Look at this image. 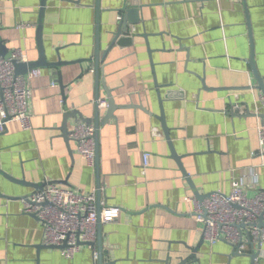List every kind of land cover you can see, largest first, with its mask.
Listing matches in <instances>:
<instances>
[{
    "label": "crops",
    "instance_id": "crops-1",
    "mask_svg": "<svg viewBox=\"0 0 264 264\" xmlns=\"http://www.w3.org/2000/svg\"><path fill=\"white\" fill-rule=\"evenodd\" d=\"M96 1L47 0L48 60L85 61L56 73L38 68L30 80L32 128L14 120L0 130L1 169L27 183L56 182L85 194L97 189L96 167L61 128L73 108L94 117L97 95L108 98L105 83L116 104L127 106L99 128L101 202L122 208L117 221L102 224L103 264H167L169 257L178 264L199 243L188 264H264V244L234 253L224 241H203L204 225L188 200L194 192L162 129L156 86L157 79L172 143L201 193L228 194L235 178L247 196L264 189V158L253 156L259 150L256 109L263 114L264 95L247 87L257 83L252 51L264 75V0H99V11ZM126 4L139 8L135 28L147 35L110 48L109 30ZM40 8L41 0H0V37L28 61L40 54ZM98 45L99 84L90 60ZM107 110H100L102 118ZM78 122L69 117L68 131ZM35 190L0 172V193L15 197L0 196V264H99L96 245H80L73 257L38 248L43 223L24 212L21 198ZM254 249L260 252L255 263Z\"/></svg>",
    "mask_w": 264,
    "mask_h": 264
},
{
    "label": "built area",
    "instance_id": "built-area-1",
    "mask_svg": "<svg viewBox=\"0 0 264 264\" xmlns=\"http://www.w3.org/2000/svg\"><path fill=\"white\" fill-rule=\"evenodd\" d=\"M15 61L28 62L20 48L15 49L9 58L0 54L1 131L14 120H19L24 130L32 128V116L29 113L32 99L30 80L40 74V70L33 69L27 76L16 74ZM98 103L100 108L108 106L105 98H100ZM256 113L259 117L260 109L257 108ZM256 127L259 150L253 152V156L261 155L264 158V116L259 117ZM154 130L155 135L162 134L159 128L155 127ZM69 133L70 139L76 142V148L87 164L95 167L94 125L80 121ZM148 156L149 153L144 154L145 163ZM232 181V189L228 194L214 191L203 200L196 196L188 200L193 203V216L204 225L203 235L206 240L212 244L224 241L233 247L234 251L246 253L249 244L253 246L258 244V248L264 244V226L258 225L260 218H264V189L250 197L246 195L242 181L236 178ZM96 192L97 189H94L85 194L72 187L48 182L43 189H36L22 198L24 212L43 223L45 244L54 246L67 244L60 249L65 256L73 257L80 248V239L85 242L97 241L100 220L102 224L115 222L122 212L119 205L104 203L99 220ZM95 255L98 258L97 252Z\"/></svg>",
    "mask_w": 264,
    "mask_h": 264
},
{
    "label": "water",
    "instance_id": "water-1",
    "mask_svg": "<svg viewBox=\"0 0 264 264\" xmlns=\"http://www.w3.org/2000/svg\"><path fill=\"white\" fill-rule=\"evenodd\" d=\"M46 2L47 0H41V8H40V18H39V22H38V26H37V35H36V40H37V45H39V57L35 60L32 61H28V62H17L15 61V71L16 74H21L24 76H27L29 74V72H31L33 69H37V68H47V69H53V71H55L58 69H61L63 66H68L69 64H73V63H83V61H85V59H78V60H63L61 56H58L57 60H48L47 57V53H46V48L45 45L43 43V32H44V28H43V20H44V15H45V7H46ZM96 8L99 11L101 8L99 7V0L96 1ZM122 14H121V18L119 19L118 23L116 24V26L112 29L109 30V34L112 36L111 39V44H110V48L113 47L114 45L118 44V45H123V46H129L132 45L133 42L135 41V38L141 35H144L146 37L147 34H141L140 32L136 31L135 26H137V23H139L140 18L138 16V11L139 8L138 7H130L129 5H124V7H122ZM251 24V22H249ZM252 39V35L250 37ZM254 42V40L252 39V43ZM100 45L97 46V51L95 53V56L93 57V60L95 61L96 65H95V73H96V78L98 79L99 77V73L101 70L100 64ZM0 54L6 58H9L12 56V51L5 45L4 41L2 40V38L0 37ZM250 62L252 65V69H253V73L255 74V78L257 83L247 86V87H253L254 89L259 90L262 95H264V75L260 74L257 66H256V62H255V57H254V51H252L251 56H250ZM61 76V74H60ZM61 81V85H63V80H61V77L59 79ZM98 84H99V79H98ZM104 86L106 87V91H107V101H108V110L107 113L105 115L104 118L101 117L100 114V110L102 108H100L98 100L100 99V96L97 95V101H96V107L94 110V117L91 116H85L82 112V110L77 109V108H73V110H70L69 112L66 113V119L64 122V126L63 128H61V130L65 133V137H67L70 140V133L67 129V121L69 120V117H77L78 121H83L85 123H89V124H93L95 127V149H96V161H95V167H96V172H97V202H98V215H99V220H100V213H101V209H102V202H101V196H102V185L100 183V175H101V167H100V149H99V128L101 125H104L106 122H109L110 119L112 117H115V114H112V112L117 109V108H122L123 106H127V105H122V106H118L115 102L114 96L112 95L111 90L106 86V84L104 83ZM156 86L158 87V95H159V101H160V115H159V119L161 121L162 124V129L165 132L166 138L169 141V145L171 147V151H172V157L175 159V161H177V164L180 166L181 171L183 172L184 176L186 177V180L190 183V186L194 192V196H196L198 199L203 200L206 197H209L212 193H201L197 187V185L195 184V182H193V180L191 179L189 173L186 170L185 165H183V155L179 154L177 152V149L174 147L173 143H172V139L170 137V130L167 126V121H166V116H165V112H164V96L161 94V85L158 83L157 79H156ZM175 92V90H174ZM172 95L175 96V94H177V92H175V94L173 92H171ZM143 107V106H142ZM234 114H238L236 111H234ZM258 115V114H257ZM264 116V112L263 114H259V117H263ZM116 118V117H115ZM0 172L3 173L10 181L15 182V183H24V184H29L30 186L34 187L35 189H43L45 187V183H27L25 179L23 178H16L14 176H12L10 173L4 171L1 169L0 166ZM50 183V182H49ZM54 183V182H52ZM4 195L7 198H15L12 196H9L7 194H3L2 192L0 193V196ZM25 197V196H23ZM21 197V198H23ZM258 225L260 226H264V218L261 217ZM102 223L101 220L99 221V225H98V235H97V241L95 242H85L82 241L81 239L79 240V244L80 245H96L97 246V255H98V262L99 264H103V255H102ZM203 241L205 239V236H203ZM202 242V241H201ZM201 243H199L195 248H189L190 249V255L186 256V257H180V261L178 264H188L190 262V260H192L193 258L196 257L197 255V250L199 249ZM67 244H64L62 246H58V245H47L45 243L43 244H38V248L41 247H47V248H63L66 247ZM234 253H239L238 251H235ZM260 252L258 250H253V252L250 253L253 262L255 263L256 259L259 257ZM165 262H167V264H171V258L169 257L168 259L165 260Z\"/></svg>",
    "mask_w": 264,
    "mask_h": 264
}]
</instances>
